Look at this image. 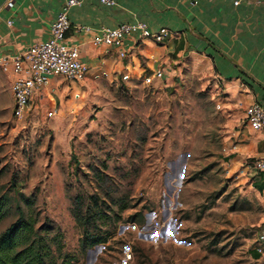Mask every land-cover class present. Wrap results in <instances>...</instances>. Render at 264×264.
<instances>
[{"label": "rangeland", "instance_id": "374dc122", "mask_svg": "<svg viewBox=\"0 0 264 264\" xmlns=\"http://www.w3.org/2000/svg\"><path fill=\"white\" fill-rule=\"evenodd\" d=\"M157 69L55 77L21 118L0 76V232L22 213L52 224L59 263L256 264L264 201L225 158L223 90L187 69L146 83Z\"/></svg>", "mask_w": 264, "mask_h": 264}, {"label": "crops", "instance_id": "0c3cea01", "mask_svg": "<svg viewBox=\"0 0 264 264\" xmlns=\"http://www.w3.org/2000/svg\"><path fill=\"white\" fill-rule=\"evenodd\" d=\"M65 1L0 0V55H17L46 40ZM80 1L69 11L67 38L79 46L82 60L89 65L87 78L102 72L117 76L128 63L138 66L140 59H146L152 69L164 68L165 76L187 69L190 74L212 78L215 88L223 90L231 112L225 158L233 171L251 175L252 185L264 201V173L254 168L255 158L264 156V128L254 129L245 118L249 105L258 102L264 106V4L116 0L109 6L100 0ZM136 20L153 29L167 27L170 33L161 44L137 35L127 38L126 58L119 56L118 49L92 44V35L100 28ZM82 26H89L90 31ZM0 76L12 81L1 67ZM251 257L256 264H264V251L254 248Z\"/></svg>", "mask_w": 264, "mask_h": 264}, {"label": "built area", "instance_id": "2783aa9c", "mask_svg": "<svg viewBox=\"0 0 264 264\" xmlns=\"http://www.w3.org/2000/svg\"><path fill=\"white\" fill-rule=\"evenodd\" d=\"M109 6L115 5L116 0H100ZM237 0L235 4H239ZM257 4H264V0H245ZM80 0H66L57 18L52 23L49 36L46 40L34 44L26 51L17 55H0V67L12 76L11 88L14 96L13 114L21 118L28 111L33 98L41 92L55 77H61L70 82H81L87 79L89 65L82 60L78 45L70 43L67 33L71 27L69 18L70 9L80 4ZM13 6V1L8 2ZM12 25V21H8ZM90 31L89 26H82ZM170 30L167 27L151 28L145 21L121 22L115 27H102L92 35L94 46H106L118 49L121 58L126 57L125 40L132 36L153 41L156 44L164 43ZM109 76L108 72L95 75V78ZM164 71L157 69L146 78V83H154L162 79ZM247 123L254 129L264 128V106L258 102L249 105L245 110ZM254 168L264 173V156L255 158ZM264 231L256 239L255 250L264 251Z\"/></svg>", "mask_w": 264, "mask_h": 264}, {"label": "trees", "instance_id": "16d2710c", "mask_svg": "<svg viewBox=\"0 0 264 264\" xmlns=\"http://www.w3.org/2000/svg\"><path fill=\"white\" fill-rule=\"evenodd\" d=\"M4 203L0 200V224L5 217ZM62 233L52 224L37 225L33 217L23 213L0 232V264H72L59 263L57 254H62ZM84 241L89 242L88 235ZM102 237H93L92 244L102 242Z\"/></svg>", "mask_w": 264, "mask_h": 264}]
</instances>
